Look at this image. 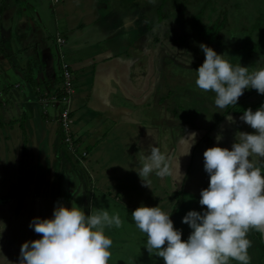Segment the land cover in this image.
<instances>
[{
	"label": "crops",
	"instance_id": "obj_1",
	"mask_svg": "<svg viewBox=\"0 0 264 264\" xmlns=\"http://www.w3.org/2000/svg\"><path fill=\"white\" fill-rule=\"evenodd\" d=\"M133 6L131 0H29L23 5L0 0V25L11 26L16 19L23 27L22 20L33 13L35 19H30L28 33L18 35L23 40L12 43L11 52L0 50V108L3 101L8 107L0 109V222L6 225L0 254L11 264H19L23 243L41 238L29 227L32 219L53 218L54 207L68 205L63 204L67 197L86 216L98 209L119 213L123 226L105 228L113 241L108 264H164L146 250V234L136 228L131 213L140 206H160L171 213L186 241L191 229L182 218L206 210L199 204L209 183L203 152L231 150L237 132H254L240 120L243 114H228L230 123L224 112L207 111L205 121L189 124L187 112H170L160 84L168 75L163 56L170 58L169 45L156 29L161 23L151 22L141 8L139 18ZM42 13L49 14L47 23ZM48 48L54 53L41 61L48 64L46 71L37 56ZM64 65L73 87L64 109L77 154L86 152L82 164L62 141V104L52 103ZM36 70L47 77L36 79ZM152 146L167 156L170 173L160 177L153 172L145 187L133 169L143 165ZM67 183L72 191L63 195ZM247 238L252 242L250 264H264V233L252 230Z\"/></svg>",
	"mask_w": 264,
	"mask_h": 264
},
{
	"label": "clouds",
	"instance_id": "obj_2",
	"mask_svg": "<svg viewBox=\"0 0 264 264\" xmlns=\"http://www.w3.org/2000/svg\"><path fill=\"white\" fill-rule=\"evenodd\" d=\"M199 48L205 59L196 70L195 83L200 90L215 94L217 109L236 105L249 88L264 95V60L251 69L233 66L226 53L218 55L204 44ZM183 54L190 64L191 53ZM226 120L231 123L233 117L228 115ZM240 120L254 132H237L231 150L211 147L203 152L209 183L200 192L199 204L206 210L189 211L182 218L191 229L186 241L174 228L171 213L160 206H140L131 213L136 228L146 234V250L164 264H229L230 260L250 264L252 242L247 236L252 230L264 233V104L255 112L245 110ZM215 139L219 143L222 136ZM133 170L148 187L153 172L160 177L170 173V162L152 146L143 165ZM123 223L119 213L110 215L98 209L86 216L76 205L58 204L53 218L36 217L30 222L29 227L41 238L21 245L19 264H108L113 241L104 234L105 228H120ZM5 228L0 222V233ZM0 264L11 262L0 254Z\"/></svg>",
	"mask_w": 264,
	"mask_h": 264
},
{
	"label": "rangeland",
	"instance_id": "obj_3",
	"mask_svg": "<svg viewBox=\"0 0 264 264\" xmlns=\"http://www.w3.org/2000/svg\"><path fill=\"white\" fill-rule=\"evenodd\" d=\"M19 1L23 5L27 3L29 0H19ZM131 1L134 2L135 7L133 6L134 7L133 10L137 12L138 17L140 18V12L138 10L140 8L144 9L146 10L145 13L147 17L149 16L148 19H151V22H153V20L155 21L156 19H158L159 17L158 7L160 6V4L161 6H163V10L165 9V5L164 4L162 5L163 0H131ZM206 1L207 0H199V5L205 3ZM169 2L170 3H169V6H167V9L170 8L171 10L174 11V9L177 8L175 3L171 0H169ZM234 3H235V0H211L206 8V16L203 15L204 20L205 21L209 19L214 20L216 19L219 13L223 11H228V16L231 18L230 19L231 22H234L235 25H242L244 27H248L251 24V20H253V17H251V15L245 16L244 14H242L243 11L241 10V8L234 6ZM21 8L22 6L20 5L19 9ZM163 13H165V10ZM142 16H144V12H142ZM31 18H33V21L35 22L34 13L30 16V19ZM42 18L44 22L47 23L49 20V14L42 13ZM30 19L28 17L27 21L22 20L23 27H21L19 24L21 23L19 22L21 20H16V19H13L11 21L12 22L11 26L10 24H8L6 27L0 25V50L3 53H9L14 49L12 48V43L16 42L15 39H19L20 41L23 40L22 38H18L19 34H21L22 32L28 33L29 30H31L33 22ZM168 19L176 21L172 17H168ZM161 24L165 25V27L167 28H165L163 25L161 26ZM161 24H159L156 29L160 31L159 35L163 34L161 38L165 39L166 43L169 45L168 51H169V54H171V56L169 59L163 56V59L166 62V64L164 65V69L168 71L167 73L168 75L162 80L160 84H163V89H164L163 93H164L165 100L167 99L169 100L170 112L172 113L174 110H177L178 108L181 110L180 112H183V113L187 112L186 121L189 124L198 123L199 120L205 121L207 119V111L212 112L216 110V114L220 115L222 112L226 110V108L224 110L217 109L216 106L212 103L214 102L215 94L212 92H204L200 90L195 83V80L197 78L196 70L198 69L199 66L202 65L205 59L204 53L199 48L201 41L197 39L193 33H190V32L184 31V35L186 36L185 40H183L184 38L182 36L180 37L176 36L175 34L178 33L177 30L180 26L178 22H170V21L163 22L162 21ZM9 27H10V30L8 31ZM203 44L205 45V43ZM226 44H224L225 49L223 48L214 49L212 47L210 48L213 49L218 55H222L226 53L227 57L229 58V62L233 66H236L237 64H239L241 67L246 66V65L248 66L249 61L244 60L243 58L244 54H239L238 52H235V50H237L238 48V43L233 42V40H228V41L226 40ZM223 51H226V52H223ZM184 52L191 53L192 62L190 64H187L186 60L184 59V54H183ZM53 53H54V50L51 48H48L47 53H40V54L38 53L39 56H37V60L38 62L40 61L42 68L46 71H47L46 67L48 64L45 63L46 67H44L43 62L41 61L42 59H52ZM55 59H58L57 55H55L54 60ZM37 60L33 59L32 62L36 63ZM260 60H264V56H260V58H257L256 60H254L247 68H250V69L255 68L257 66L256 64ZM169 64H175V65L173 66ZM57 65H58V62L54 61V69L55 68L57 69ZM12 72L13 71H11V73ZM34 74L36 76V79H43L44 78L43 76L47 77V74L46 75L42 74L40 70H36ZM62 75H63V72L61 74V79H62ZM245 91L249 93L250 90L246 89ZM19 94H20L19 92H16V95H19ZM256 99H258V97H256ZM256 99L254 98L250 100L249 98L246 97V95H242L239 97L238 99L239 102H237L235 106L239 107L241 105H249L251 104V102H253ZM5 104L6 102L3 101L2 105H4V107L0 108L3 111H4L3 108L5 109L8 108V107L7 108L5 107ZM195 110H198V111H195ZM208 120H209V116H208ZM209 127H210V124L207 125V128ZM75 160L79 164H82V162L78 158H76ZM64 176H65V173L61 175V178L63 179ZM63 186H65L64 188H62L63 195H66L67 193H69V189L70 191H72L71 190L72 185L70 186L69 183L63 184ZM74 193L78 194V191H75ZM78 197L80 198L81 195H79ZM72 200H75V199H72L69 197L63 199V204L65 202H67L68 204L65 207L71 208L72 206H75Z\"/></svg>",
	"mask_w": 264,
	"mask_h": 264
},
{
	"label": "trees",
	"instance_id": "obj_4",
	"mask_svg": "<svg viewBox=\"0 0 264 264\" xmlns=\"http://www.w3.org/2000/svg\"><path fill=\"white\" fill-rule=\"evenodd\" d=\"M171 1L175 3L177 8H175L174 11L170 8L167 9L170 2L169 0H163L162 5H165V13H163V6L160 4L158 7L159 17L156 19V22H178L180 26L177 30L178 33L175 34L176 36H182L184 38L183 40H185L186 36L184 35V31L193 33L196 38L201 41V44L205 43L206 46L214 49H225L224 44H226V40H233V42L238 43V48L235 52L244 54V60L249 61L248 66H243L246 68L249 67L254 60L260 58V56H264V0H235L234 6L241 8L243 11L242 14L245 16L251 15V17H253L248 27L235 25L234 22H231L228 11L219 13L214 20L209 19L205 21L204 16H206V8L211 0H207L201 5H199V0ZM168 17H172L176 21L168 19ZM170 65L174 66V64ZM249 90V93L245 91L243 95H246L249 99H256V97H258V99L254 100L249 105H241L239 107L229 105L224 111L223 116L231 113L243 114V112L249 108L254 110L264 104V95L258 94L254 89L249 88Z\"/></svg>",
	"mask_w": 264,
	"mask_h": 264
},
{
	"label": "built area",
	"instance_id": "obj_5",
	"mask_svg": "<svg viewBox=\"0 0 264 264\" xmlns=\"http://www.w3.org/2000/svg\"><path fill=\"white\" fill-rule=\"evenodd\" d=\"M56 42L58 44L63 43V40L59 37L56 38ZM72 77L71 73L67 68V65H64L63 67V75L61 79V87L59 89L58 95L52 97V101L54 103H60L62 104V112L60 114V132L62 141L64 144L68 145L70 151L75 155L76 158H78L82 163L84 159L86 158V152H82L80 154H77L76 146L74 145L71 129H70V118L69 114L65 108V105L68 103V98L72 92Z\"/></svg>",
	"mask_w": 264,
	"mask_h": 264
}]
</instances>
